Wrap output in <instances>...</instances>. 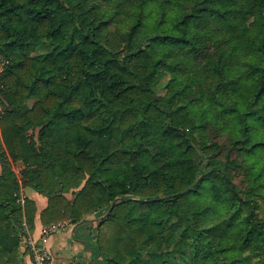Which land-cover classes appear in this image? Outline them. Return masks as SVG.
Listing matches in <instances>:
<instances>
[{
	"label": "trees",
	"instance_id": "1",
	"mask_svg": "<svg viewBox=\"0 0 264 264\" xmlns=\"http://www.w3.org/2000/svg\"><path fill=\"white\" fill-rule=\"evenodd\" d=\"M98 2L0 0V264L33 227L22 185L48 198L45 227L107 210V264L264 257V0ZM233 207L245 217L208 225Z\"/></svg>",
	"mask_w": 264,
	"mask_h": 264
},
{
	"label": "crops",
	"instance_id": "2",
	"mask_svg": "<svg viewBox=\"0 0 264 264\" xmlns=\"http://www.w3.org/2000/svg\"><path fill=\"white\" fill-rule=\"evenodd\" d=\"M0 139L3 144L1 129ZM9 161L13 170L16 171V166L18 165L13 163L11 158H9ZM1 173L2 163L0 160ZM20 194L24 203L28 199L36 205L33 227L31 228V225L24 219L26 235L22 240L20 264H36L31 243L48 251L50 257L48 264H107V257L99 250L97 244L100 219L107 214V210H101L87 217L86 221L82 223L67 221L62 224L45 227L42 223L41 215L48 207V198L23 185Z\"/></svg>",
	"mask_w": 264,
	"mask_h": 264
},
{
	"label": "rangeland",
	"instance_id": "3",
	"mask_svg": "<svg viewBox=\"0 0 264 264\" xmlns=\"http://www.w3.org/2000/svg\"><path fill=\"white\" fill-rule=\"evenodd\" d=\"M92 1H95V2L99 1L98 3H102V0H92ZM250 29H251V25L250 24L246 25V26L241 28L239 33L242 34V35H245V34H247L250 31ZM173 46L176 47L177 44L173 43ZM45 50H46V48L41 47L39 51L40 52H44ZM234 53H236V51H234L231 54V56ZM182 75L184 77V74H182ZM171 79H173L172 74L166 73V72H161L159 74V77L157 78V81H158L159 84H161L164 87L169 81H171ZM182 80L183 79H179L178 82H181ZM163 91L165 92L164 89H163ZM1 99H2V94L0 92V103H2ZM0 111H1V106H0ZM221 140L223 141V140H225V138H222ZM222 141H220V142L223 143ZM195 159H196V161H197V163L199 165L200 172L201 173H207L209 171L207 157L201 151L198 150L197 154L195 156ZM220 159H224V154L222 155V157ZM233 159H235L236 161L241 160V158L240 157H236L235 154L233 155ZM253 159L254 158H252V160ZM16 170H17V172L18 171L20 172V176H21V172L22 171H21L20 166H16ZM235 184L237 186H239L242 190L247 192L253 185V178L252 177L251 178L247 177L246 173H244V174L240 173L239 176L236 177ZM259 191H260L261 195L258 196V209L256 211V218L257 219H264V188H263V186H261ZM67 197L69 199H71L72 195L69 194V195H67ZM204 206H205V208H207V201L205 202ZM237 209H238L237 207H233L231 209L223 208L224 212H222V211L217 212L218 215L216 217H218V219L214 220L213 222H210L208 225H215V224L221 223V222H228L231 218H234V216L236 218L245 217V213H246L245 209L244 208H240L238 210ZM199 223H200L201 226H205L201 221H199ZM230 243L232 244V240L231 239L228 240V244L227 245L230 246L231 245ZM212 246H216L217 247V244H212ZM168 259H170V258H168ZM263 262H264V257H259V258L255 257L253 259V263L252 264H263ZM184 263L188 264L186 262H184Z\"/></svg>",
	"mask_w": 264,
	"mask_h": 264
},
{
	"label": "built area",
	"instance_id": "4",
	"mask_svg": "<svg viewBox=\"0 0 264 264\" xmlns=\"http://www.w3.org/2000/svg\"><path fill=\"white\" fill-rule=\"evenodd\" d=\"M2 69H0V73H1ZM14 172L16 173L19 181H21V176H20V172L17 170ZM21 193V192H20ZM20 203L22 204V206H25V203L23 201L22 195L20 194ZM31 247H32V251H33V256H34V260L36 264H48L49 262V253L45 248H38L36 245H34L33 243H31Z\"/></svg>",
	"mask_w": 264,
	"mask_h": 264
}]
</instances>
